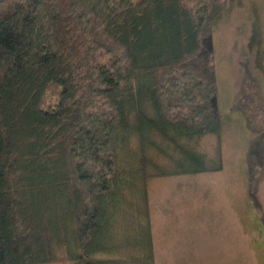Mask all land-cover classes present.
<instances>
[{
    "label": "trees",
    "instance_id": "obj_1",
    "mask_svg": "<svg viewBox=\"0 0 264 264\" xmlns=\"http://www.w3.org/2000/svg\"><path fill=\"white\" fill-rule=\"evenodd\" d=\"M227 3L0 0V264H154L148 212L133 225L145 245L114 226L154 176L210 170L187 144L221 130L213 31ZM261 103L244 93L233 108L256 134ZM159 156L177 169L156 172ZM123 244L141 257H113Z\"/></svg>",
    "mask_w": 264,
    "mask_h": 264
},
{
    "label": "rangeland",
    "instance_id": "obj_2",
    "mask_svg": "<svg viewBox=\"0 0 264 264\" xmlns=\"http://www.w3.org/2000/svg\"><path fill=\"white\" fill-rule=\"evenodd\" d=\"M213 47L221 130L187 144L206 157L210 170L154 176L147 203L138 201L144 196L138 188L132 219L114 226L115 241L131 235L132 242L145 245L144 229L138 223L135 237L133 225L148 212L154 264H264V133H252L233 109L242 94L252 92L264 106V0H228ZM134 138L125 139L121 150L125 172L136 166ZM153 159L164 164L156 172L176 168L168 156ZM133 247L123 244L112 256L141 257Z\"/></svg>",
    "mask_w": 264,
    "mask_h": 264
}]
</instances>
